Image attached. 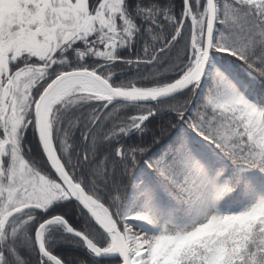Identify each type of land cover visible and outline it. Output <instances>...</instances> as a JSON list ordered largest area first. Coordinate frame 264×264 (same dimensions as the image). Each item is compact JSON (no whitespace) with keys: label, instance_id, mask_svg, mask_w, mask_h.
I'll list each match as a JSON object with an SVG mask.
<instances>
[{"label":"snow or ice","instance_id":"1","mask_svg":"<svg viewBox=\"0 0 264 264\" xmlns=\"http://www.w3.org/2000/svg\"><path fill=\"white\" fill-rule=\"evenodd\" d=\"M161 115L157 148L123 143ZM69 242L264 264V0H0V264H71Z\"/></svg>","mask_w":264,"mask_h":264},{"label":"trees","instance_id":"2","mask_svg":"<svg viewBox=\"0 0 264 264\" xmlns=\"http://www.w3.org/2000/svg\"><path fill=\"white\" fill-rule=\"evenodd\" d=\"M123 68V66H120ZM128 73L125 72L122 74V78H127ZM182 100H187V97L181 98ZM190 103V101H189ZM178 125V121L172 115H161L156 117L149 125H148V133L140 139L138 137H134L131 141H123L125 144L138 143L148 149H155L158 147V144H162L164 141L168 139L170 135H172L175 131V128ZM28 142L31 147L34 149V153L39 158V150L36 145L35 137L30 132L28 134ZM111 151V150H109ZM108 154V153H105ZM65 211L68 213L70 218V222L74 223V226L79 227L84 223V218L80 215L79 210L74 206L70 205ZM60 254L71 264H78V262L84 261L87 259L84 253V249L82 247H76L73 243H65L61 249Z\"/></svg>","mask_w":264,"mask_h":264}]
</instances>
